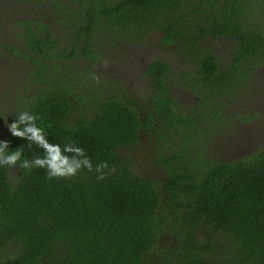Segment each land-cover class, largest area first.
<instances>
[{
	"label": "trees",
	"instance_id": "16d2710c",
	"mask_svg": "<svg viewBox=\"0 0 264 264\" xmlns=\"http://www.w3.org/2000/svg\"><path fill=\"white\" fill-rule=\"evenodd\" d=\"M262 19L264 0H0V60L26 72L7 119L36 114L49 142L79 146L93 164L53 177L0 168V264H264V146L236 160L212 155L237 128L225 104L264 63ZM151 30L178 60L145 64L143 96L117 77L98 87L104 47L139 46ZM176 88L195 97L191 107ZM145 132L161 140L156 175L136 172L124 152ZM5 140L22 158L43 155Z\"/></svg>",
	"mask_w": 264,
	"mask_h": 264
},
{
	"label": "rangeland",
	"instance_id": "374dc122",
	"mask_svg": "<svg viewBox=\"0 0 264 264\" xmlns=\"http://www.w3.org/2000/svg\"><path fill=\"white\" fill-rule=\"evenodd\" d=\"M13 19L14 18L11 20ZM5 22L3 24L5 26L10 24V21H7V19H5ZM262 22L264 23V19H262ZM4 34L5 39H10L8 36L9 34ZM211 45L217 53L219 52L222 55H226L229 50V44L226 41H219L218 43L213 42ZM119 46H109L107 44L103 52L101 51L102 55L94 62L93 66L97 70L95 73L97 77L95 84L98 87V82L101 81L103 84L102 81L117 77L122 80L124 87L132 90L135 95L143 96L149 89V80L144 72L145 64L155 57L178 60L175 54V45L166 44L163 41V34H160L156 30H151L139 46L137 44L132 45V42H126L124 46ZM3 61L6 60L4 59ZM3 61L1 62L0 60V115H4L7 118L9 112L7 109L10 107L9 104H11L10 100L14 94H17V90L20 87L19 81L25 78L26 72L24 68L15 61V58H10V61L7 60L9 63ZM83 63H86L84 59H78L76 63L77 67L81 66ZM174 66L179 67L181 63L177 61ZM263 68L259 67V70H262L259 74L261 77L262 73H264ZM262 88L264 89V80L262 81ZM107 89L108 87L106 91ZM110 89L109 86V90ZM100 91L103 92L104 90L100 89ZM176 95H179L178 98L182 102L183 108L191 107L195 100V97L193 98L177 88ZM238 104L240 103H226L223 108L224 112L237 113L239 116L238 118L242 119L239 121L238 118H233V120H235L233 127H237L235 131L238 130L237 136H233L229 148L222 147V150L219 151L218 149V151L212 153L217 159L226 161H230L231 159L236 160V158L240 159L251 152L254 153L264 146V98L259 105L250 103L241 111L239 110L240 106H237ZM242 113L246 114L249 119L244 120V114ZM242 121L248 128H240ZM163 131L165 132L166 130L163 129ZM235 131L231 130L228 137H231ZM245 131L247 134H243ZM241 135H249L250 138H248L247 141L245 139L242 140L239 137ZM7 137L8 131L5 128L4 118H0V139H6ZM168 137L172 138V135L169 134ZM160 142L161 140L156 138L155 134L152 135L151 133L145 132L138 145L133 146L130 151H124L131 157L132 166L136 172L143 173L144 175H152L156 172L152 170L155 169L156 165L154 162L152 163L151 160L158 155V145ZM171 147L172 144L169 148ZM193 158L195 159L196 155ZM10 176H13V171H10Z\"/></svg>",
	"mask_w": 264,
	"mask_h": 264
},
{
	"label": "clouds",
	"instance_id": "9594fccd",
	"mask_svg": "<svg viewBox=\"0 0 264 264\" xmlns=\"http://www.w3.org/2000/svg\"><path fill=\"white\" fill-rule=\"evenodd\" d=\"M4 124L11 136L19 137L29 141L43 150V155L33 156L31 159L22 158V150L19 147H10V142L0 139V168L4 166H16L25 170L33 167L46 169L49 177L74 175L79 169L93 170V164L85 154L84 149L73 145L51 143L47 139L43 129L38 126V116L27 110H21L13 114V119L8 120L6 116ZM71 153L72 155H68ZM107 167L106 162L95 165L96 178L103 179L102 169Z\"/></svg>",
	"mask_w": 264,
	"mask_h": 264
},
{
	"label": "flooded vegetation",
	"instance_id": "af4514ba",
	"mask_svg": "<svg viewBox=\"0 0 264 264\" xmlns=\"http://www.w3.org/2000/svg\"><path fill=\"white\" fill-rule=\"evenodd\" d=\"M5 60L6 61H3V62H9V61H7V59H5ZM259 67L263 68L264 63H261L260 66H257L256 69L252 72V74L250 75V77L248 79L241 82L242 84L240 86H241L242 97H241L240 101H238V103H240V104L237 105V106H240V109H239L240 111L243 110L245 107H247L248 104H250V103H252L254 105L255 104L259 105V103H261L263 98H264V89L262 88V81L264 80V78L259 76L260 72L262 71V70H259ZM226 101H228V100L226 99L225 102ZM234 114H237V113H234ZM242 114H244V113H242ZM249 114H250V112H249ZM253 114H255V113H253ZM243 118H244V120L249 119V117L246 114L243 115ZM243 121H242V124L240 125V128H248L246 125L243 124ZM237 131L234 132V136H237ZM243 134H247L246 131ZM239 137L242 140L245 139L246 141L248 138H250L249 135H241ZM249 145H250V143H249Z\"/></svg>",
	"mask_w": 264,
	"mask_h": 264
}]
</instances>
